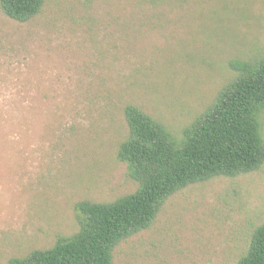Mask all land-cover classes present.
Wrapping results in <instances>:
<instances>
[{"label":"rangeland","instance_id":"374dc122","mask_svg":"<svg viewBox=\"0 0 264 264\" xmlns=\"http://www.w3.org/2000/svg\"><path fill=\"white\" fill-rule=\"evenodd\" d=\"M169 1L46 0L25 22L0 9V264L74 232L76 202L136 189L116 157L125 105L179 133L231 58L264 50V0ZM262 223L264 164L173 194L113 264H236Z\"/></svg>","mask_w":264,"mask_h":264},{"label":"trees","instance_id":"16d2710c","mask_svg":"<svg viewBox=\"0 0 264 264\" xmlns=\"http://www.w3.org/2000/svg\"><path fill=\"white\" fill-rule=\"evenodd\" d=\"M45 1L0 0V9L25 22ZM150 2L151 7L175 3ZM227 66L231 77L179 133L140 108L125 105L127 135L116 157L126 165L136 189L112 201L76 202L74 232L58 236L49 247L13 256L8 264H113L115 247L150 227L173 194L215 177L258 170L264 164V50L257 56L231 58ZM236 264H264V223L253 230Z\"/></svg>","mask_w":264,"mask_h":264}]
</instances>
